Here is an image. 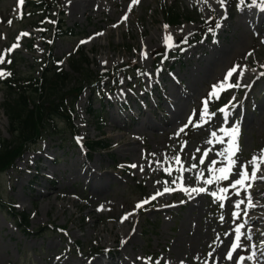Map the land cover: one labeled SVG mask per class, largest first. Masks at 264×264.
<instances>
[{"label": "rangeland", "instance_id": "374dc122", "mask_svg": "<svg viewBox=\"0 0 264 264\" xmlns=\"http://www.w3.org/2000/svg\"><path fill=\"white\" fill-rule=\"evenodd\" d=\"M88 1L92 4L90 11L84 15L72 7L68 0H60L66 15V25L70 29L78 27V30L74 36L56 38L53 50L55 56L63 60L64 69L70 73L73 72L70 60L66 57L79 45L88 53L92 63L88 69L94 72L110 73L115 66L137 64L138 72L130 74L124 71L116 79L97 87L106 95L103 102L93 98L90 91L86 90L76 104V127L80 138L86 141L105 138L112 152L109 155L92 154L88 158L87 150L83 146H74L71 136L66 133L61 137L66 138V143L61 148V138H47L18 160L12 170L1 173L0 264L87 263L89 258L98 256L96 251L107 252L111 248L115 252L114 262L122 264L126 255L119 251V247L116 248L118 243L115 239L118 237L113 236L112 229L121 238L130 230L128 240L133 243H127L123 249L137 260V264H264V261L255 257L256 253L264 254V249L257 247V244L264 242V209L254 208L251 211L247 207L248 191L239 186L231 187V183L239 178L235 172L239 171L240 166L251 169L248 162L254 156L259 157L264 149V111L260 104L264 98V78L257 81L260 72L251 69L257 73L251 82V85L254 84L253 88L240 87L221 92L228 104H233L232 108L240 106L229 123L222 122L225 114L219 111L210 113L214 115L206 118L207 122L199 118L203 101L208 99L210 85L222 77L224 79L232 63H241L247 56L257 67L264 66V14L255 23L248 22L255 20L250 11L255 8L261 11V8L254 7L252 0H244L242 5L240 0H225L223 6L218 0H138V3H133V0ZM257 3L259 4V0ZM18 4V0H0V55H3L4 46L15 37L18 45V52L14 56L19 63L17 73L33 72L39 75L47 50L43 40L39 39L40 29L34 31L29 28L31 20L14 19L17 18ZM164 5L196 12V22H184L175 28H165L162 11ZM214 13L228 16L226 20L238 24L237 27H232V32L220 31L216 37L197 41L196 37L202 33L204 22L210 20ZM125 16L127 20L123 19ZM257 32L258 35L254 36ZM97 33L102 35H96ZM167 35L171 36V43L175 46L165 47L164 37ZM30 37L37 39L31 52L25 48L30 43ZM180 43L184 45L182 49ZM161 48L169 52L167 66L160 67L165 71L161 88L149 89L144 95L139 86H145L152 76L159 74L151 55ZM179 48L180 52L174 56ZM217 52L222 54L220 59L201 80V68L204 71L211 67L214 63L212 53ZM143 53L147 54V58H144ZM249 53L252 55H248ZM224 54L227 55L223 56ZM174 63V68L170 70ZM2 64L0 63V67ZM247 65L251 66L249 62L239 64L241 69ZM174 76L179 84L172 78ZM235 76L237 79L239 72ZM70 83L77 84L76 81ZM183 89L189 97L183 96ZM123 90L129 93L130 110L134 113L135 99H138L137 103L143 104L144 114L140 120L136 115L134 119L133 116L129 117L132 113L127 107L121 109L117 104L111 103L115 96L113 94ZM159 93L161 97H158ZM5 98L4 92L0 90V104ZM89 104L92 107L91 113L95 109L103 116L100 122L91 113L88 114ZM229 113L230 110H227V114ZM114 115L124 119L126 128L122 129L112 123ZM171 117L172 126L168 127L166 121ZM190 119L193 120L192 126L188 123ZM102 124L105 125L103 136L99 133ZM147 124L155 126L156 131L134 132L137 127H146ZM233 125H238L240 133V151L235 157L237 164L232 169L229 180L217 182L213 177L221 175L218 169L226 166L224 157L218 153L226 148L227 138L224 144H220L211 133L216 132L217 136L222 137L224 133L220 129ZM182 128L183 132L180 131ZM122 133L125 137L134 136L138 139L135 145H127L130 151L125 149L126 146L122 148V142H117L114 137ZM0 137L11 139L9 120L1 105ZM209 140L213 142L208 143ZM205 151L208 152L206 157L203 156ZM177 157L180 164L175 163ZM202 157L203 164L199 162ZM36 164L39 168L32 170ZM131 165L137 167H130ZM141 166L143 171L140 170ZM181 166L184 169L183 186L190 189L203 187L207 191L195 193V196L185 192L176 193L173 187L181 185V181L176 179L181 176V172L177 171ZM89 167L90 172H86L84 169ZM169 167L172 169L171 175L164 170ZM210 168L217 171L211 172ZM93 172V182L88 184ZM104 174L110 176L111 183L105 178L101 179ZM53 180L56 181L54 184ZM104 180V191L95 195L96 200L92 203L93 185H100L99 182ZM174 180L176 184H173ZM205 180H213V183H204ZM56 183L62 186V197L66 195L77 199L75 206L65 198L53 196V193L48 195L49 198L45 197L48 191H55ZM143 183L152 196L157 192L163 193L156 197L155 205L146 211L135 208L140 197L138 189ZM165 187L173 191L165 192ZM221 188L226 189V192L220 193ZM237 191L241 194L236 195ZM212 192L226 197L223 208L210 195ZM260 196L264 199V192ZM240 200L245 203L240 209H236L235 203ZM49 201L52 202L51 206H47ZM62 204L67 208L59 212L58 207ZM10 206L30 215L31 234L24 233L18 227ZM90 210L93 212L90 213ZM237 211L240 213L239 219L233 216ZM132 212L135 214L128 216V223H123L122 217ZM248 215L262 219L263 224L251 223L247 220ZM92 224H96L95 229L90 228ZM239 224L244 225L241 229L240 246L231 252V242L235 241L236 236L234 230ZM122 225H125V230L120 229ZM46 228L50 229L42 233L41 230ZM100 228L106 230L96 237L97 229ZM229 252L235 260L226 258Z\"/></svg>", "mask_w": 264, "mask_h": 264}, {"label": "trees", "instance_id": "16d2710c", "mask_svg": "<svg viewBox=\"0 0 264 264\" xmlns=\"http://www.w3.org/2000/svg\"><path fill=\"white\" fill-rule=\"evenodd\" d=\"M51 2L54 0L27 2L31 12H34L39 20H43L41 26L46 27L45 35L49 30L48 22H45L44 18L51 17ZM167 10V20L173 25L181 23L183 19L193 20L191 16L184 17L180 11L173 10V8ZM62 27L60 22L55 32L63 35ZM56 62L51 57L46 63L47 66L43 67L41 77L34 75L27 78L18 77L13 72L12 74L15 75L2 82V86L9 90V98L3 106L10 120V131L13 133V138L11 141H0V172L11 168L15 160L23 155L25 149L37 142L42 129H45L46 126L56 129L57 127L52 128L56 116L64 119L68 122V126L73 128L72 110H74L75 101L78 100L83 88L92 81L91 78L100 80L104 77L100 72L97 75L94 72H87L85 67L91 62V59L83 50L70 59L73 71L78 73L76 77H73L69 72H64L56 65ZM16 65L17 63L14 62L11 67L15 69ZM114 70L117 72V69ZM72 79L78 80V82L77 85L70 87ZM96 145L101 148L105 147L103 142L96 143ZM27 217V215H22L23 222H28Z\"/></svg>", "mask_w": 264, "mask_h": 264}, {"label": "snow or ice", "instance_id": "6c2138e0", "mask_svg": "<svg viewBox=\"0 0 264 264\" xmlns=\"http://www.w3.org/2000/svg\"><path fill=\"white\" fill-rule=\"evenodd\" d=\"M18 2H19V4L22 5L24 0H18ZM218 2L221 4V6H223L224 3H225V0H218ZM133 3H138V0H133ZM240 4L241 5L244 4V0H240ZM252 5L253 6H257V0H252ZM258 6L261 8L262 11H264V0H259V5ZM238 7H239V5H238ZM129 10H131V9H129ZM123 19L127 20V16H125ZM9 23H11V21H9ZM117 26L118 25H113V27H117ZM216 27H220V25L217 24ZM165 28H167V26H165ZM24 35H27V34H24ZM96 35H102V33H97ZM171 40H172V38H171L170 35H167V36L164 37V44H165L166 48H171V47L175 46L173 43H171ZM85 42L86 41H81V43H85ZM184 42H186V39H185ZM17 46L18 45H14L13 48H15ZM8 51H11V49L8 50ZM143 55H144V58H147V54L146 53H143ZM248 55H252V53H249ZM3 62H4V56L0 55V63H3ZM8 63H11V61L9 60ZM237 72H239V76L237 77L236 82L232 83L231 82V78ZM5 75H6L5 73L0 72V78L4 77ZM8 75H10V73ZM243 75H244V69H241V67L239 65L233 66V68L229 69V71L226 73V75L224 77V80L219 82L217 85H214L213 88H212V91L209 93V98L206 99L205 101H203V107H202L201 112H200V119L205 120V122H207L206 118L210 117V115H214V114H210L208 112L209 100H211V99H219L220 93L223 92V91H227L229 89H234V88H240L242 86L240 81L242 80ZM261 75H264V73H261ZM243 87L247 88V87H250V85H243ZM220 111L225 114L224 115V120L227 121V119H228V117H227V109L226 108L220 109ZM188 123L191 124L192 120L190 119L188 121ZM196 126L198 127L200 125H196ZM185 127H187V125H185ZM180 131L183 132L184 129L182 128ZM220 131L224 133V135L222 137L221 136H217L216 132L211 133V135L215 139V141L217 143H220V144H224L225 143V138H227V146H226V148L224 149L223 152L218 153L219 155L224 157V160L226 162V166L225 167H220L218 169V171H219V173L221 175L213 177V180H215L217 182L218 181H222V180H229L230 175L232 173V169L237 164V161H236L235 157H236L237 153L240 151V146H239V142H238V138H239V134L240 133H239L238 125H233L230 128H221ZM212 142H213L212 140L208 141V143H212ZM197 151H200V150L197 149ZM207 155H208V152L205 151L203 153V156L206 157ZM199 162L201 164H203L204 163V158L202 157ZM175 163L176 164H180L179 157H177L175 159ZM213 163H215V162H213ZM248 163H249V165H251V173H249L247 167H245L244 165H241L240 168H239V171H238L239 178L235 179L234 182L231 183V187L232 188H237L239 186L240 188H244L245 190H247L248 188H251L252 184L254 182H256L258 179L259 180H264V176H259L258 177V175H257V173L261 170V164H264V149L261 150V153H260L259 157L254 156L252 158V160H250ZM130 167L135 168V167H137V165H131ZM193 167H195V165H193ZM140 170L143 171V167L142 166H141ZM164 170H165V172L168 175L172 174V169L170 167L166 168ZM209 170L211 172L217 171V169H215V168H210ZM177 171L181 172V176H178L176 178L177 180L181 181V185H180V188H179L180 191H183V192H185L188 195H191V193L200 194V193H204V192L207 191L203 187H201V188H191V189L185 188L183 186V183H182V180H183L182 173L184 171L183 167L181 166V168L177 169ZM213 180H205L204 183L212 184ZM175 182L176 181L174 180L173 183H175ZM164 191L165 192H171V191H173V189L165 187ZM219 192L220 193H224V192H226V189L221 188V189H219ZM162 194L163 193H161V192H157L155 195L151 196L150 198L138 203L135 206L136 210H139L145 204L150 203L151 200L156 199L157 196L162 195ZM235 194L236 195H240L241 193L239 191H237ZM210 195L214 198L215 201H219L220 202L219 206L221 208L224 207L223 201L226 199L225 196L218 195L217 192H212V193H210ZM246 199L248 201L247 207L248 208L254 207V205L252 203V197L250 195H248V196H246ZM244 203H245L244 200H240V201L236 202L235 203V208L236 209H240L241 205H243ZM134 214H135L134 212L128 213L125 217H122V222H123V220H126L128 218V216L134 215ZM233 216L236 219H239L240 213L238 211L234 212ZM221 219H223V217H221ZM243 227H244L243 224H239L236 227V229L234 230L235 233H236V236H235V241L231 242V252L236 251V249L239 248V246H240L239 242H240V238H241V235H242L241 229ZM248 239H251V237H248ZM231 252H229L227 254L226 258L229 259V260H235V257L232 256ZM251 258L252 257H249V259H251ZM157 264H159V262H157Z\"/></svg>", "mask_w": 264, "mask_h": 264}, {"label": "bare ground", "instance_id": "6f19581e", "mask_svg": "<svg viewBox=\"0 0 264 264\" xmlns=\"http://www.w3.org/2000/svg\"><path fill=\"white\" fill-rule=\"evenodd\" d=\"M68 2L69 3H71L72 4V7L74 6V8L77 10V11H79V12H81L82 14H86L87 12H89L90 11V5L92 4V2L91 1H88V0H68ZM258 13H259V10H257V9H255L254 11H252V14L256 17V16H258ZM247 19V18H246ZM252 20H248V22H251ZM237 25L238 24H236V23H234L233 24V27H237ZM221 53L220 52H217V53H212V58L214 59V63L212 64V66L211 67H209L208 69H206V70H204V71H202V68H201V70H200V75L202 76L203 74L202 73H204V75L203 76H205L206 75V73L213 67V66H215V63L220 59V57H221ZM227 54H224L223 56H226ZM223 56H222V58H223ZM244 60H247L250 64H252V66H247L245 69H244V75H243V78H242V80L240 81L241 82V85L243 84V85H251V82H252V80H253V78L255 77V73L254 72H252L251 71V67H254V66H256V63H254V62H252V60L250 59V58H246V59H244ZM260 69L262 70V68L260 67ZM201 77V80L204 78V77ZM262 76H260V78H261ZM152 84V83H151ZM151 84H149L148 85V87H151ZM247 89H248V87H247ZM183 91L184 92H182V94H183V96H185V97H188V95H187V93L185 92V90L183 89ZM127 93L123 90V91H119V95H118V97L119 98H121V99H123V97H127ZM117 101H118V99H117ZM264 98L263 99H261V102H260V104H262V107H261V109H263V111H264ZM235 111H232V113L231 114H233ZM148 116V114H146L145 115V117H147ZM112 123H114V124H116V125H119V126H121V127H123L122 126V123H123V120L121 119V118H119L118 116H113V121H112ZM172 117L169 119V121H166V124H167V126L168 127H170V126H172ZM252 123H253V120H252ZM251 123V124H252ZM250 124V125H251ZM112 128H113V126H111ZM140 127V126H139ZM137 127V129L134 131L135 133L137 132V131H147V130H149V131H151V132H154V131H156V127L155 126H153V125H150V124H147L146 125V127ZM126 128V127H125ZM137 134V133H136ZM115 137V139H116V141L117 142H122V148L123 147H125V149H127V145H135L136 143H137V141H138V139L136 138V137H134V136H129V137H125L124 136V134L122 133V134H118V135H116V136H114ZM124 149V150H125ZM130 149H132V148H130ZM128 150V149H127ZM128 151H130V150H128ZM26 161V163H27V159L25 160ZM99 168H102V165H99L98 166ZM98 167L96 168V169H98ZM89 170H91V168L89 167V168H87L85 171L87 172V171H89ZM90 172V171H89ZM257 175H258V177L259 176H264V174L261 172V171H259L258 173H257ZM93 178H94V172L91 174V178L88 180V183L90 184V183H92L93 182ZM106 179L109 183H111V178H110V176L108 175V174H104V175H102L101 176V179ZM260 180L258 179L256 182H254L253 184H252V189H254V191H255V193L253 194V199L255 200V199H257L258 198V193H259V191H261V190H264V183L263 184H258V182H259ZM105 180L100 184V182H99V184L100 185H96V184H94V193H96L97 195L101 192V190H103L104 189V187L103 186H101V185H104L105 184ZM56 189H55V191L53 192V196H55V197H60V198H65L66 199V201L68 202V203H73L74 205L73 206H75L76 204H77V200H74L72 197L70 198V197H62V195H59L58 196V193H59V190H60V188L62 187L61 185H59L58 186V184H56ZM57 194V195H56ZM192 194H195V193H192ZM48 195H51V193H49L48 192ZM45 196V197H48L49 198V196ZM37 196H39V195H37ZM195 196V195H194ZM40 197H42V195H40ZM52 205V202L51 201H49L48 203H47V206H51ZM254 205H256V206H254L255 208L256 207H258V205H259V203H257V202H255V204ZM66 206L64 205V204H62V205H60L59 207H58V209H59V212L61 211H65L66 210ZM69 209H71V208H69ZM93 212V211H92ZM92 212H90V213H92ZM72 213V212H71ZM70 213V214H71ZM125 222H127V219L126 220H124ZM250 221L251 222H255V223H260L259 221L260 220H258L257 218H255V217H253V218H250ZM124 223V222H123ZM123 226H125V225H122V226H120V229H124L123 228ZM90 228L92 229H95L96 228V224H92L91 226H90ZM105 229V228H104ZM104 229H102V228H100V229H97L98 230V233L96 234V237H98V236H100V234L104 231ZM106 230V229H105ZM125 230V229H124ZM262 231V230H261ZM112 233H113V236L114 237H118V238H116L115 239V242L116 243H118V245H117V247L116 248H118L119 247V249H120V251L124 254V255H126V251H124V249L123 248H121L123 245H126L127 243H133L132 241L130 242V240H128V235H129V233H130V230H129V233L128 232H126V235L124 236V237H119V233L118 232H116V231H114V229H112ZM262 234H263V236H264V232H262ZM128 244V245H129ZM127 245V246H128ZM261 248H263L264 249V242L263 243H261V244H259V246H258V249H261ZM256 258L257 259H262V260H264V255H261V256H259V255H256ZM101 260L100 259H98V258H96V259H93V260H89L87 263H85V262H81V261H77V264H106L105 262H100ZM110 262L112 263V262H114V260H110ZM109 263V262H108ZM133 263H135V259L134 258H132V257H126L125 258V261L123 262V264H133ZM116 264V263H115Z\"/></svg>", "mask_w": 264, "mask_h": 264}]
</instances>
